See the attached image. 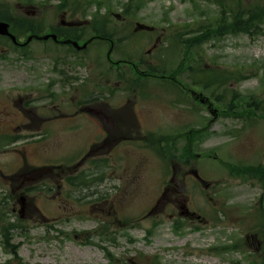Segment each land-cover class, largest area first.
Wrapping results in <instances>:
<instances>
[{"label":"rangeland","instance_id":"obj_1","mask_svg":"<svg viewBox=\"0 0 264 264\" xmlns=\"http://www.w3.org/2000/svg\"><path fill=\"white\" fill-rule=\"evenodd\" d=\"M128 1L0 0V4L9 16L42 22L44 33L63 20L86 24L96 18L108 20L116 41L134 31L137 23L153 27L151 35L137 33L123 49L133 62L144 60L148 65L162 56L164 62L168 60L167 73L177 68L183 56L181 47H175V52L168 44L162 48L166 41L171 43L186 26L211 23L218 12L207 0H141V10L130 16L124 14ZM130 17L135 19H125ZM42 44L34 42L27 52L0 44V110L20 94L23 115L22 139L10 146V153L0 154V264H109L111 253L113 264L151 260L156 264H261L262 228L252 226L264 225V215L257 210L264 185L229 175L221 171L220 163L264 165V124L247 130L246 122L232 113L212 115L190 103L184 91L170 89L175 84L162 78L149 79L143 96L123 92L127 84L116 86L118 73L109 70V49L100 51L99 40L86 53L67 51L52 42ZM195 66L206 73L187 71L177 80L192 85L193 74L199 83L202 76L213 79L222 73L228 78L223 87L214 84L207 91L200 86L198 90L214 108L233 112L231 102L241 107L254 93L262 96L264 34L212 40ZM158 67L166 68L159 62ZM107 71L108 75H100ZM124 74L131 76L130 70ZM101 86L114 88L115 94L104 101ZM96 97L100 99L91 102ZM101 102L108 103L110 112L127 108V103L133 109L135 118H130L135 124L123 117L126 138L119 145H114L120 134L118 123ZM86 110L107 114L112 141H105L100 116ZM9 113L12 118L13 111ZM3 117L0 111V120ZM189 129L201 131L191 144L198 160L191 157L188 167L168 162L173 157L168 148L158 156L146 148L149 143L144 139L145 147L144 136L166 135L183 153L191 139L185 142L181 134ZM95 144L101 145L89 155ZM212 150L217 155L205 162ZM194 169L206 183L191 173ZM176 223L182 225L178 230ZM9 224L15 229L5 238L2 228ZM238 241L241 247L233 248ZM225 246L230 249L221 250Z\"/></svg>","mask_w":264,"mask_h":264},{"label":"trees","instance_id":"obj_2","mask_svg":"<svg viewBox=\"0 0 264 264\" xmlns=\"http://www.w3.org/2000/svg\"><path fill=\"white\" fill-rule=\"evenodd\" d=\"M74 2L75 1H72V5H75ZM207 2L211 5H215L218 9V12L212 22L207 23V25H205L204 21L199 23L196 22L193 28L186 26L183 32L177 34V36L173 38L175 46L182 48L183 57L177 63V68L171 73H166L164 70L158 69L157 67H148L146 70L150 74L163 75L166 73V75L170 78H176L186 74L187 71H192L194 73H206L202 66L197 68L195 65L203 60L204 46L208 44V42L212 40L219 41L226 36L245 35L248 37H255L264 34V2L261 0H257V3L255 4H245L244 0H207ZM141 7V0H138V2H136V0H129L125 5L124 14H130L131 16L134 11L136 14L141 10ZM61 8L62 6L60 9ZM76 10L77 8L75 7V11ZM0 21L10 23L12 31L19 37H23L28 34L41 35L44 32V24L42 22L31 18H16L9 16V10L3 4H0ZM95 21L97 23L94 24L95 26L93 27V32L96 35L103 37L105 40L113 41L114 34L110 33V30L107 29L108 20H99L96 18ZM52 31L59 37L65 36V38L76 41L82 39L81 36L75 35L78 31L77 29L53 28ZM241 78L243 77H240L239 79ZM227 80V77L223 76L222 73H219L212 79V82L206 81L205 83L198 84L202 87V89L204 88L207 91L214 84H220L223 87ZM261 88L263 92L262 96L257 95L256 98L251 97L250 99H246L244 103H242L241 107L238 104L231 102L229 107L231 109L235 108V111H229L228 113H232L239 120H254L255 118H257V120L260 118L264 119V84H262ZM216 90L217 86L214 91ZM226 93V90L221 92V95L218 96L216 100L220 101ZM157 142L161 144V150L165 149V146H162L163 143L169 144V140L162 137L158 138ZM188 152H190L189 156H191V151ZM174 156H176V154ZM259 169L260 168H248L244 170L237 167L234 170L237 176H242L246 173L248 174V177L251 176L264 181V171H257ZM14 228L15 226L13 224H9L4 226L2 231L6 235ZM151 264L156 263L151 262Z\"/></svg>","mask_w":264,"mask_h":264},{"label":"flooded vegetation","instance_id":"obj_3","mask_svg":"<svg viewBox=\"0 0 264 264\" xmlns=\"http://www.w3.org/2000/svg\"><path fill=\"white\" fill-rule=\"evenodd\" d=\"M8 107L0 110L3 114V120H0V154L7 153L10 150L7 148L11 145H16L22 139V107H21V100H7ZM13 111V117H10L9 111ZM117 114H126L128 112L125 109H119ZM102 120L103 114L99 112ZM103 126V125H102ZM104 127V126H103ZM123 137H121L122 139ZM8 142L10 145H7ZM18 148H16V152Z\"/></svg>","mask_w":264,"mask_h":264},{"label":"water","instance_id":"obj_4","mask_svg":"<svg viewBox=\"0 0 264 264\" xmlns=\"http://www.w3.org/2000/svg\"><path fill=\"white\" fill-rule=\"evenodd\" d=\"M9 28L10 26L7 24V23H3V22H0V36H9L14 42H16V39L13 35L10 34L9 32ZM38 38V37H36ZM50 38H52L53 40L57 41V38L55 36H46V37H43V38H39L40 40H49ZM33 37L29 38L28 42L29 43L30 41H32ZM66 43H70V42H66ZM71 44L77 48L78 50H82V49H85L87 47V44L84 45L83 47H80L77 43H72Z\"/></svg>","mask_w":264,"mask_h":264}]
</instances>
